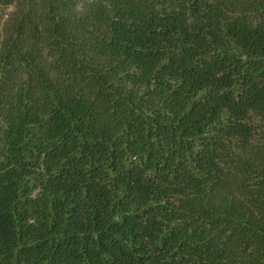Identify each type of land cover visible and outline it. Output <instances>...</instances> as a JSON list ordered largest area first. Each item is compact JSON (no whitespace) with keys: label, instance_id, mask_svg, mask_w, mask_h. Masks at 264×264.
<instances>
[{"label":"trees","instance_id":"trees-1","mask_svg":"<svg viewBox=\"0 0 264 264\" xmlns=\"http://www.w3.org/2000/svg\"><path fill=\"white\" fill-rule=\"evenodd\" d=\"M0 264H264V0H0Z\"/></svg>","mask_w":264,"mask_h":264}]
</instances>
